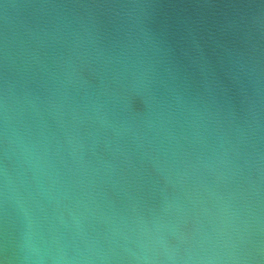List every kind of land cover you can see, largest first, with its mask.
Instances as JSON below:
<instances>
[{
  "label": "water",
  "instance_id": "obj_1",
  "mask_svg": "<svg viewBox=\"0 0 264 264\" xmlns=\"http://www.w3.org/2000/svg\"><path fill=\"white\" fill-rule=\"evenodd\" d=\"M0 264H264V0H0Z\"/></svg>",
  "mask_w": 264,
  "mask_h": 264
}]
</instances>
